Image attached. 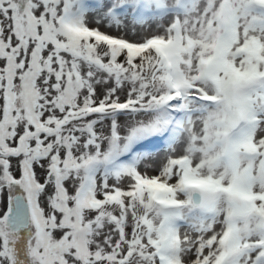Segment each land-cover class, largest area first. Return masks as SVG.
Returning a JSON list of instances; mask_svg holds the SVG:
<instances>
[{
  "label": "snow or ice",
  "instance_id": "snow-or-ice-1",
  "mask_svg": "<svg viewBox=\"0 0 264 264\" xmlns=\"http://www.w3.org/2000/svg\"><path fill=\"white\" fill-rule=\"evenodd\" d=\"M0 264H264V0H0Z\"/></svg>",
  "mask_w": 264,
  "mask_h": 264
}]
</instances>
